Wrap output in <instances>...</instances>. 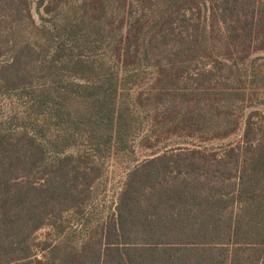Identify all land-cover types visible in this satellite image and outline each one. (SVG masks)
Masks as SVG:
<instances>
[{"label": "trees", "instance_id": "obj_1", "mask_svg": "<svg viewBox=\"0 0 264 264\" xmlns=\"http://www.w3.org/2000/svg\"><path fill=\"white\" fill-rule=\"evenodd\" d=\"M0 264H264V0H0Z\"/></svg>", "mask_w": 264, "mask_h": 264}, {"label": "rangeland", "instance_id": "obj_2", "mask_svg": "<svg viewBox=\"0 0 264 264\" xmlns=\"http://www.w3.org/2000/svg\"><path fill=\"white\" fill-rule=\"evenodd\" d=\"M157 112L158 111H152L150 115L155 116ZM178 135L179 134L165 133L160 138V142L157 143L155 147L149 149H144L140 147L138 143H136V152L133 155H123L122 153H120L117 154V156L115 155L113 158L109 159V161H106L107 171L99 187V195L91 206V209H89L92 212V216L94 218H97L98 215L105 217L107 213L110 212V210L114 206L117 193L120 190L121 182L123 181L125 173L128 169L137 165L141 160L151 156L156 151L183 145L187 146L188 143L185 142V138L181 137L182 135ZM226 142L227 140L223 142L214 141L209 145L215 147L223 145ZM47 233L48 229L47 227H45L37 233V238L41 239Z\"/></svg>", "mask_w": 264, "mask_h": 264}]
</instances>
